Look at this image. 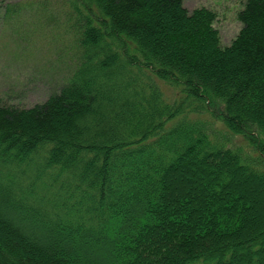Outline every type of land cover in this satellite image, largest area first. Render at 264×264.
I'll list each match as a JSON object with an SVG mask.
<instances>
[{
  "label": "trees",
  "instance_id": "16d2710c",
  "mask_svg": "<svg viewBox=\"0 0 264 264\" xmlns=\"http://www.w3.org/2000/svg\"><path fill=\"white\" fill-rule=\"evenodd\" d=\"M184 1L62 0L69 74L32 105L0 97V264H264L244 202L264 189V0L227 46ZM19 2L0 15L51 18ZM192 165L208 181L185 202Z\"/></svg>",
  "mask_w": 264,
  "mask_h": 264
},
{
  "label": "rangeland",
  "instance_id": "374dc122",
  "mask_svg": "<svg viewBox=\"0 0 264 264\" xmlns=\"http://www.w3.org/2000/svg\"><path fill=\"white\" fill-rule=\"evenodd\" d=\"M17 1L21 2L19 4L22 7L23 2L31 5L39 3L38 1H43V4L46 2L48 12L52 13L50 19L42 20L40 16L42 12H46L42 7L32 5L33 7L20 11L15 16L5 18L0 15V97L9 104L32 105L44 100L50 91L67 77L74 65L76 50L70 45V36L66 33L62 0H0ZM243 2L244 0H185L184 4L189 10L207 7L215 11L217 19L214 25L220 32L222 45L227 46L232 43L242 27L238 13ZM162 87L170 100L174 101L175 88L164 84ZM234 141L241 142V139L235 137ZM181 169L180 166L173 172L170 181L180 175ZM183 172V176H178L180 181L175 183L176 188L173 184L171 187H174L176 195L179 198L183 196L181 200L186 202L188 197L199 194V189L207 183L208 178L197 165H192L191 171ZM209 189L210 187L207 188ZM244 193V202H251L253 206L250 218L260 220L261 213H264V189ZM203 215L202 221L209 218L207 212ZM199 230L198 227L192 228L191 231L188 226L184 228L187 235L196 233L200 236Z\"/></svg>",
  "mask_w": 264,
  "mask_h": 264
}]
</instances>
